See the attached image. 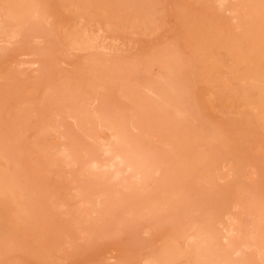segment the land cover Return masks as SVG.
<instances>
[{
    "label": "rangeland",
    "instance_id": "1",
    "mask_svg": "<svg viewBox=\"0 0 264 264\" xmlns=\"http://www.w3.org/2000/svg\"><path fill=\"white\" fill-rule=\"evenodd\" d=\"M0 264H264V0H0Z\"/></svg>",
    "mask_w": 264,
    "mask_h": 264
},
{
    "label": "bare ground",
    "instance_id": "2",
    "mask_svg": "<svg viewBox=\"0 0 264 264\" xmlns=\"http://www.w3.org/2000/svg\"><path fill=\"white\" fill-rule=\"evenodd\" d=\"M88 1H90V0H88ZM96 3H97V2H96ZM96 3H95V4H96ZM100 4H101V3H100ZM101 5H102V4H101ZM101 5H100V6H101ZM108 7H110V6H106V8H108ZM103 8H104V7H103ZM132 9H133V8H132ZM14 18H15V17H14ZM242 104H243V101H242ZM2 171H3V170H2ZM16 205H17V204H16Z\"/></svg>",
    "mask_w": 264,
    "mask_h": 264
}]
</instances>
